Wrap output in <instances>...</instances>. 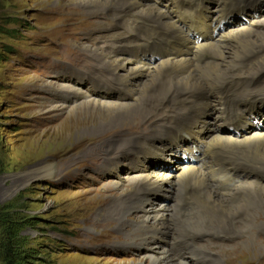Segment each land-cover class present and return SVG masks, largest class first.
Returning <instances> with one entry per match:
<instances>
[{"label":"bare ground","instance_id":"1","mask_svg":"<svg viewBox=\"0 0 264 264\" xmlns=\"http://www.w3.org/2000/svg\"><path fill=\"white\" fill-rule=\"evenodd\" d=\"M261 1H81L83 11L114 22V28L106 31L114 33L113 38L104 36L99 46L87 49L95 62L91 73L72 74L77 85L88 81L102 94L91 92L95 98L81 100L84 94L78 88L66 91V87L61 91L64 100L77 103L53 108L74 117L76 123L96 122L90 125L92 134L82 136L86 139L111 126L122 128L135 114L148 121L164 112L151 128L154 138L123 135L105 145L108 153L125 149L119 154L129 153L136 165L127 161L128 168L123 167L124 157L118 159L117 152L106 160L112 163L102 169L116 179L113 187L131 185L119 197L110 195L107 212L100 208L95 214L97 223L112 214L124 226L123 218L136 211L141 221L129 223L133 230L129 234L123 228L124 245L136 248L158 241L149 248L155 251L143 255L152 259L158 254V259H150L152 264L214 261L203 252L188 253L195 237L230 240L246 236L247 231L263 236L264 132L258 129L264 130V66L257 64L264 59V17L255 7ZM254 14H259L257 19ZM111 96L115 101H100ZM173 114L174 124L165 121L158 130L163 116ZM247 122L252 125L246 127ZM185 146L189 155L184 157ZM178 158L186 160L174 172L169 166ZM33 172L52 177L57 169L44 164ZM174 190L184 198L178 205L192 204L187 209L194 218L180 220L168 214L167 200L171 193L174 197ZM156 196L162 201L155 206Z\"/></svg>","mask_w":264,"mask_h":264},{"label":"rangeland","instance_id":"2","mask_svg":"<svg viewBox=\"0 0 264 264\" xmlns=\"http://www.w3.org/2000/svg\"><path fill=\"white\" fill-rule=\"evenodd\" d=\"M81 1L0 0V264H152L159 258L158 254L152 259L143 256L155 251L149 248L158 241L136 248L124 245L123 228L129 234V223L141 221L136 211L123 218L124 226L112 219V214L97 223L95 214L100 208L107 212L110 195L119 197L131 185L121 184L118 190L113 187L116 179L102 167L110 166L112 162L106 160L116 152L118 159L124 157L125 153H119L125 149L118 147L108 153L105 145L123 135L154 138L151 128L164 112L148 121L135 114L122 128L111 126V130L86 139L82 136L92 134L90 125L96 122L76 123L74 117L54 109L64 107L61 103H77L64 100L61 91L66 87V91L78 88L84 94L81 100L95 98L91 92L102 94L88 81L77 85L72 74L91 73L95 62L87 49L99 46L104 36L113 38L115 34L106 31L114 28V22L83 11ZM262 9L264 1L256 8L263 19ZM258 15L254 14V19ZM249 20H244V26ZM257 66H264V59ZM100 98L115 101L112 96ZM175 117L163 116L157 129L165 121L171 124ZM70 122L74 127H69ZM183 149L188 150L187 146ZM129 155L123 163L136 165L135 157ZM183 161L172 160L170 169L177 171ZM44 164H54L56 174L50 177L33 172ZM123 167L128 168L126 164ZM176 192L167 200L168 214L180 220L194 218V212L188 214L192 204L178 205L184 198ZM160 197L154 198L155 206L162 201ZM247 232L230 240L192 238L188 253L211 256L214 261L208 264H264V231L263 236Z\"/></svg>","mask_w":264,"mask_h":264}]
</instances>
